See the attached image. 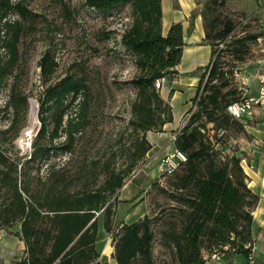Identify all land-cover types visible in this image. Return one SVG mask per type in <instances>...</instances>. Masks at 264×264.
<instances>
[{
	"label": "trees",
	"instance_id": "16d2710c",
	"mask_svg": "<svg viewBox=\"0 0 264 264\" xmlns=\"http://www.w3.org/2000/svg\"><path fill=\"white\" fill-rule=\"evenodd\" d=\"M197 1L223 7L227 0ZM84 4L98 13L119 6L130 8L131 22L119 40L122 48L134 56L137 67L131 80L135 93L127 122L130 141L121 151L128 164L116 168L114 153L100 165L99 160L90 161L84 150L83 158L73 169L47 166L53 152L74 154L78 140L84 141L81 146L88 147L92 101V92L82 79L67 76L51 82L57 62L47 50L39 61V77L44 86L37 99L40 129L32 139L28 158L18 156L13 144L18 130L8 139L6 134L11 126L0 130V230L10 231L18 226L14 234L23 241L25 251L17 264H98L95 212L103 217L105 232L111 233L120 189L152 147L146 133H161L163 126L173 120L171 107L161 98L155 83L171 74V69L180 62L182 25L173 24L166 36L162 35L160 0H85ZM26 14L22 0H0V52L6 54L4 60L0 56V85L16 78L13 71L18 68V46L24 33L21 20ZM11 15L18 19H10ZM203 27L213 58L193 99L195 102L200 97L199 108L174 142L186 161L166 175L171 177L169 192L158 187L172 202L169 204L173 212L168 221L159 209L136 222L122 224L112 235L111 252L116 264H157L153 258L156 222L163 225L161 241L170 251V264H204L205 256L222 246L234 250L228 251L226 257L248 255L243 245L251 241V210L258 198L247 187L240 159L227 158L225 152L214 147L224 139L226 127L237 124L242 128L226 113L227 106L239 100L241 93L238 88L229 87L213 48L215 41L217 47L234 27L226 22L214 33L205 28V22ZM257 38L252 35L236 39L231 45L244 55L246 43ZM7 87L8 103H12L16 112L24 110L27 98L16 92L12 81ZM202 115L218 127L212 136L205 123H198ZM220 132L223 135L219 137ZM62 136L64 141L58 143Z\"/></svg>",
	"mask_w": 264,
	"mask_h": 264
},
{
	"label": "rangeland",
	"instance_id": "374dc122",
	"mask_svg": "<svg viewBox=\"0 0 264 264\" xmlns=\"http://www.w3.org/2000/svg\"><path fill=\"white\" fill-rule=\"evenodd\" d=\"M22 1L28 14L21 20L24 33L18 46V68L13 71V76L16 78L9 80L8 83L12 81L16 92L27 98L26 108L24 110L20 108L16 112L12 103H8V83H2L0 85V130L11 126L6 134L7 139L12 137L17 130L20 135L27 125L30 109H33L36 114V131L37 129L39 131L40 112L37 99L44 90L39 77V61L48 50L51 51L57 62L56 72L51 82L56 83L67 76L82 79L92 92V101L88 147L81 146L84 141L82 143L78 140L74 144V154L70 156L62 151L53 152L47 160V166H55L56 169H73L83 158L82 151L85 150L90 161L99 160L100 165L115 153V167L124 168L128 164V159L125 154H121V151L126 149L130 141L127 122L130 102L135 93L131 80L137 73L134 56L125 51L119 41L121 33L131 22L129 6H119L107 13H98L86 7L85 0ZM200 3H203L205 28L211 33L220 31L226 22L233 23L231 38L225 47L219 52L215 46L217 41H215L213 48L218 54L217 63L225 73L229 87L238 88L243 81L250 85L247 90L251 92V61L260 57L258 42L249 40L246 43L244 55L236 52L235 46H232L231 42L252 35L261 36L258 25L253 23L251 17L246 18L243 13L231 12L225 5L218 7L210 2ZM12 18L18 19L16 15H11L10 19ZM0 54L1 59H6L5 52H0ZM235 70H237V76L234 74ZM199 100L200 97L192 103V106H196L195 110L192 111L191 106L184 121H180V127L176 129L175 133L178 134L188 123L191 115L197 112ZM207 121V117L202 115L198 123H205L211 131L209 135L212 136L218 127L216 123ZM225 130L224 139L215 143L214 147L216 149L217 146H221L227 158L238 157L241 164V160L246 157L240 148L242 147L241 143H244L242 140L240 142V138L243 135L246 136V133L237 124H232ZM34 136L35 134L26 149L19 148L18 138L13 141L19 151L18 156L28 158ZM63 141L64 136L57 140L58 143ZM4 147L8 149L7 145ZM164 152L165 150H161L160 153H156L152 164H148V160L145 161L146 155L138 163L133 173L127 177L123 185L127 186L120 189L118 201L114 207L115 214L112 219L111 233L105 232L103 217L100 214L97 216L98 233L95 248L100 254L97 260L98 264H116L112 258V235L120 229L122 224L136 222L145 215H152L161 210L164 212V219L168 221V215L173 212L171 211L173 208L169 204L172 202H169L166 194L158 191V187L164 191H170L168 183L171 177H159L158 165ZM171 152L173 153V148H171ZM146 164L148 165L145 166ZM43 174L45 173L43 172ZM245 182L247 183V179ZM121 192L124 193V196H121ZM141 194L143 197L139 199ZM121 197L122 199L130 197L132 200H122ZM142 201H146L147 205L141 204ZM158 223H154L153 226L155 233L153 258L157 264H170L172 261L170 251L162 245L161 241L163 225ZM17 227L14 226L13 229ZM110 248L112 252L108 255Z\"/></svg>",
	"mask_w": 264,
	"mask_h": 264
},
{
	"label": "crops",
	"instance_id": "0c3cea01",
	"mask_svg": "<svg viewBox=\"0 0 264 264\" xmlns=\"http://www.w3.org/2000/svg\"><path fill=\"white\" fill-rule=\"evenodd\" d=\"M160 3L162 35L166 36L173 24L180 23L183 28V46L179 64L160 82L159 94L170 105L173 120L163 126L161 133H146V139L152 146L145 159L149 161L148 164L153 163L154 155L161 150H165L164 155L172 153L171 148L175 151L174 144L170 142L171 135L180 127V121H184L197 95L199 81L213 58V49L204 39L203 3L197 0H160ZM225 7L231 12L245 14L246 18L251 17L261 31V36L257 38L260 57L251 61V92L248 90L250 95H256L259 76L264 72V0H227ZM243 83L250 88L249 84ZM244 131L246 136L240 138V142L244 141L240 148L246 158L241 160L240 165L247 177L248 189L258 198L251 210L250 243L254 247L251 257L253 264H264V124L257 113L247 122ZM123 192L121 196H124ZM142 197L141 194L139 199ZM122 200L132 199L125 197ZM141 204L147 205V202L142 201ZM17 231L18 228L0 230V264H17L21 259L25 245L14 234ZM110 253L111 248L108 255ZM246 261L247 257L239 255L218 261L207 260L204 264H244Z\"/></svg>",
	"mask_w": 264,
	"mask_h": 264
},
{
	"label": "built area",
	"instance_id": "2783aa9c",
	"mask_svg": "<svg viewBox=\"0 0 264 264\" xmlns=\"http://www.w3.org/2000/svg\"><path fill=\"white\" fill-rule=\"evenodd\" d=\"M231 35L227 37L222 42H219L217 45L218 50H221L222 48L225 47V44L230 40ZM208 74V72H207ZM234 74L237 76V70L234 71ZM161 79L157 80L155 83L156 89H160L161 87ZM238 90L240 91L241 95L239 97V100L236 102H233L229 104L226 108V113L234 120L238 121L242 128L247 127V122L250 121L255 114L257 113L259 115V118L261 122L264 124V72L260 74L259 79H258V91L256 95H250L247 90L246 84L243 82L241 85L238 87ZM196 106H192V111H194ZM179 134V133H178ZM177 133H174L171 135L170 142L174 144L177 138ZM223 133H219V137L222 136ZM217 150H220V152H224L221 146L216 147ZM186 161L185 155L177 151L173 153H167L165 154L158 165L159 169V177H166V175L171 174L177 168L181 163H184ZM100 212H95V215L98 216ZM243 248L248 250V255H247V261L244 264H253L252 262V252L254 250V247L251 243H246L243 245ZM228 251H234L233 249H230L229 246H222L218 247L216 249H213V251L205 256L206 260L209 261H218L226 258L227 252Z\"/></svg>",
	"mask_w": 264,
	"mask_h": 264
},
{
	"label": "bare ground",
	"instance_id": "6f19581e",
	"mask_svg": "<svg viewBox=\"0 0 264 264\" xmlns=\"http://www.w3.org/2000/svg\"><path fill=\"white\" fill-rule=\"evenodd\" d=\"M36 114L33 109H30L29 115H28V120H27V125L26 127L21 131L17 143L19 145L20 149H26L29 146V142L33 135L35 134L36 131Z\"/></svg>",
	"mask_w": 264,
	"mask_h": 264
},
{
	"label": "water",
	"instance_id": "95a60500",
	"mask_svg": "<svg viewBox=\"0 0 264 264\" xmlns=\"http://www.w3.org/2000/svg\"><path fill=\"white\" fill-rule=\"evenodd\" d=\"M37 131H38V129H37ZM37 131H36V133H37ZM36 133H35V135H36Z\"/></svg>",
	"mask_w": 264,
	"mask_h": 264
}]
</instances>
